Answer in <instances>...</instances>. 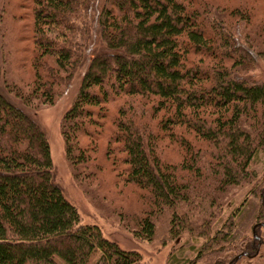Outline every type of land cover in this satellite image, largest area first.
Wrapping results in <instances>:
<instances>
[{"label": "trees", "instance_id": "trees-1", "mask_svg": "<svg viewBox=\"0 0 264 264\" xmlns=\"http://www.w3.org/2000/svg\"><path fill=\"white\" fill-rule=\"evenodd\" d=\"M0 1L14 23L25 18L21 5L32 19L23 28L7 21L17 40L7 70L0 53V264L142 261L98 225L82 224L56 182L47 134L26 112L53 105L81 68L62 125L75 179L99 178L105 138L118 180L147 195L139 211L118 202L137 240L153 242L159 220L169 216L167 238L188 232L208 242L188 264L259 256L264 182L254 168L264 156V79L246 76L264 61V24L252 23L259 1ZM228 15L240 22L231 27ZM27 42L32 46L23 47ZM27 64L29 77L20 73ZM167 139L183 151L178 164L163 157ZM244 185L261 202L252 238L235 241L234 221L212 234L229 192Z\"/></svg>", "mask_w": 264, "mask_h": 264}, {"label": "rangeland", "instance_id": "rangeland-1", "mask_svg": "<svg viewBox=\"0 0 264 264\" xmlns=\"http://www.w3.org/2000/svg\"><path fill=\"white\" fill-rule=\"evenodd\" d=\"M22 3L23 0H17ZM216 4H221L223 0H208ZM241 0H230L229 6L238 5ZM260 2L261 9L252 13V23L255 25L264 24V0H246L248 4ZM24 4V3H23ZM22 7L18 14L24 16L23 21L13 22L6 10L5 5L0 1V53L3 58L4 69H9L14 59L16 39L8 28L9 24L14 27H24L32 22L28 18L29 5ZM83 18V17H82ZM10 19V21L8 20ZM30 19V20H29ZM30 22H27V21ZM8 21V22H7ZM81 20H79L80 23ZM228 24L235 27L239 22V17L231 18L228 15ZM10 26V27H11ZM19 31V30H18ZM80 38V37H79ZM78 36L74 39L80 43L81 39ZM28 40V39H27ZM23 47H30L32 43H22ZM11 62V63H10ZM18 65L16 64V67ZM256 69L249 71L246 76L254 80L264 79V61H260ZM14 69V66L12 67ZM85 69L81 68L70 87L62 92L56 99L53 105L39 106L26 108V112L35 120L47 134L51 157L55 168L56 182L63 189L67 199L78 209L81 216L82 224L98 225L104 236L108 239L118 242L124 250L137 251L142 255L140 264H188L195 261L199 255L198 251L205 246L207 240L205 238H191L188 232L184 233L178 239L167 238L168 219L159 220V229L156 239L151 242H143L137 240L128 230L125 229L124 221L126 215L118 211L119 201H123L125 207H131L137 211L142 209L146 203L147 195L140 189L134 186H127L122 181L118 180V173L114 169L111 159H106L104 156L107 146L106 139H101L99 142L98 154L100 155L101 165L99 178L90 181H78L74 177L73 168L66 156V145L62 132L63 118L66 112L71 107L81 84V78ZM7 72V71H6ZM7 72V77L12 76L13 71ZM20 73L29 77L33 75V67L31 64L26 65V69ZM17 76L20 74L17 73ZM10 78H13L10 77ZM115 108V107H114ZM113 111L117 110L116 108ZM112 127L111 123L108 125ZM83 145H87L89 140L82 139ZM163 157L172 163L178 164L182 161L183 151L179 145L170 142L168 139L161 144ZM257 180L264 182V156L255 166ZM253 185H244L229 192L227 205L220 214L219 220L213 225V233L222 231L229 221L235 223V241L246 237L252 238L254 226L257 222L260 212L261 202L252 193ZM117 199V203L112 199ZM116 201V200H115ZM123 207L124 209H126ZM235 217V219H234ZM123 224V225H122ZM261 236L264 242V230L261 231ZM225 247H227L225 245ZM261 252L257 258H248L244 256L239 260L238 264H264V245L261 247ZM226 250H224V253ZM233 253H228L224 256H232ZM203 262V261H202ZM199 262L197 264H203ZM205 264V263H204Z\"/></svg>", "mask_w": 264, "mask_h": 264}, {"label": "water", "instance_id": "water-1", "mask_svg": "<svg viewBox=\"0 0 264 264\" xmlns=\"http://www.w3.org/2000/svg\"><path fill=\"white\" fill-rule=\"evenodd\" d=\"M245 256H248L247 254H245ZM242 257V255H240L239 257H237V260L240 259Z\"/></svg>", "mask_w": 264, "mask_h": 264}]
</instances>
